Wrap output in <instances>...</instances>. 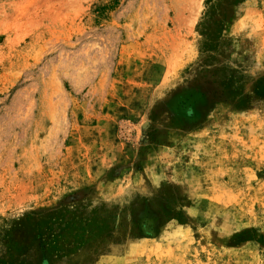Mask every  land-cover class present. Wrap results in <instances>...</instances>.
Segmentation results:
<instances>
[{"label":"rangeland","instance_id":"1","mask_svg":"<svg viewBox=\"0 0 264 264\" xmlns=\"http://www.w3.org/2000/svg\"><path fill=\"white\" fill-rule=\"evenodd\" d=\"M0 264H264V0H0Z\"/></svg>","mask_w":264,"mask_h":264}]
</instances>
